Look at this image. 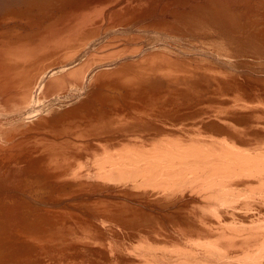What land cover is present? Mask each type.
I'll list each match as a JSON object with an SVG mask.
<instances>
[{
  "label": "bare ground",
  "instance_id": "bare-ground-1",
  "mask_svg": "<svg viewBox=\"0 0 264 264\" xmlns=\"http://www.w3.org/2000/svg\"><path fill=\"white\" fill-rule=\"evenodd\" d=\"M86 1L0 0V264H264V0Z\"/></svg>",
  "mask_w": 264,
  "mask_h": 264
},
{
  "label": "rangeland",
  "instance_id": "rangeland-1",
  "mask_svg": "<svg viewBox=\"0 0 264 264\" xmlns=\"http://www.w3.org/2000/svg\"><path fill=\"white\" fill-rule=\"evenodd\" d=\"M83 1V2H82ZM87 1L89 2V3H87ZM86 1V3L87 4H89V7H91V6H93L94 5V3H97V2H99V3H102V4H104V3H113V1L114 0H96L95 2L93 1V0H91V1H89V0H87ZM107 1V2H106ZM116 1V0H115ZM114 1V2H115ZM118 1V0H117ZM122 1V2H121ZM147 1H151V3L150 2H148L147 4L148 5H151V4H153L154 5V7H153V5L152 6H150V7H148V9H149V11L151 12V9H152V11H153V9H154V11H156L155 9H157V11H156V13L154 14L155 15V17L156 16H158L159 14H160V12L159 11H161L160 10V8L162 7V6H164V7H162V9H165V7L167 6V5H169L168 7H170V5H172V6H174V7H176V2L178 1V0H173V1H171V0H168V2H165V1H167V0H160V2L158 1V0H156L158 3H156V1L154 0H147ZM199 1H201V0H199ZM77 2V3H76ZM76 4L77 5H75V6H79V5H86L85 3H84V0H76ZM104 2V3H103ZM123 2H125L124 0H120L119 1V4L116 2V4H117V6L115 7V3H113V4H115V5H113L112 4V8H113V11L111 12V7H106V9L104 10V12H103V14H102V16L100 17V21L102 22L103 21V27L104 26H106V25H110L109 27L110 28H112L113 30V34H119V33H123L124 32V34H128V32H130L131 30L133 31V32H138L139 33V29H138V26H140L141 24H143V23H145V22H142L140 19H137L135 16L136 15H134V17H133V15H130V17H128V16H122V17H120V15H118V16H114V13L113 12H117V10H119L122 6H120V4H122ZM173 2V3H172ZM84 3V4H83ZM107 3V4H108ZM155 3H156V5H155ZM160 3V4H159ZM79 4V5H78ZM92 4V5H91ZM159 4V5H158ZM163 4V5H162ZM165 4H167L166 6H165ZM174 4V5H173ZM91 5V6H90ZM119 5V6H118ZM162 5V6H161ZM157 6H158V8H157ZM171 6V7H172ZM115 7V8H114ZM120 7V8H119ZM152 7V8H151ZM108 8V9H107ZM117 8V10H115ZM151 8V9H150ZM173 8V7H172ZM108 10V12H107V14H106V11ZM115 10V11H114ZM159 10V11H158ZM121 13L120 14H123V11H121V10H119ZM148 12V11H147ZM111 13H113V14H111ZM110 14V15H109ZM126 14V13H125ZM157 14V15H156ZM103 15H105V16H103ZM106 15H108V16H106ZM114 16V17H113ZM151 16V15H150ZM150 16L148 17V16H146L147 18L145 19V20H148V19H150ZM104 18V20H103V18ZM109 17L111 18V19H109ZM121 18V19H120ZM129 18H132V20L134 19V22L131 20L130 21V19ZM118 20V21H117ZM141 21V22H139V21ZM112 21V22H111ZM130 21V22H129ZM110 22V23H109ZM127 22V23H126ZM112 23V24H111ZM114 23V24H113ZM124 25H123V24ZM117 24L119 25V27L117 26ZM128 24V25H127ZM132 24V25H131ZM117 27H116V26ZM125 25H127V26H125ZM121 26H123V27H121ZM130 27L132 28V29H130ZM136 27H137V29H136ZM116 28V29H115ZM120 29V30H119ZM127 30V31H126ZM117 32V33H116ZM119 32V33H118ZM141 34H142V32H140ZM149 33V32H148ZM102 36V35H101ZM101 38H103V40H105V38L104 37H101ZM102 39H100L99 41H95V42H93L92 43V45L93 46H95V45H97V44H99L100 42H102L103 41ZM185 50L187 51V52H185ZM188 51H190V52H188ZM180 54L182 53V58H185V56L186 57H190V56H192V55H194L193 53H195L194 51H192V50H190V49H180V51H178ZM192 52V53H191ZM198 53H199V51H197ZM192 54V55H191ZM197 55H200V54H197Z\"/></svg>",
  "mask_w": 264,
  "mask_h": 264
}]
</instances>
